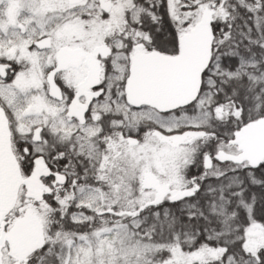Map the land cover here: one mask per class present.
<instances>
[{"label":"snow or ice","instance_id":"obj_1","mask_svg":"<svg viewBox=\"0 0 264 264\" xmlns=\"http://www.w3.org/2000/svg\"><path fill=\"white\" fill-rule=\"evenodd\" d=\"M0 264H264V0H0Z\"/></svg>","mask_w":264,"mask_h":264}]
</instances>
